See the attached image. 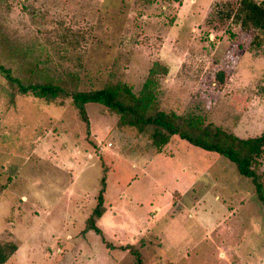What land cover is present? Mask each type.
Wrapping results in <instances>:
<instances>
[{"label":"rangeland","instance_id":"1","mask_svg":"<svg viewBox=\"0 0 264 264\" xmlns=\"http://www.w3.org/2000/svg\"><path fill=\"white\" fill-rule=\"evenodd\" d=\"M235 1L0 0V50L80 90L120 81L138 93L164 64L160 109L253 136L264 33L226 15ZM86 109L88 125L70 98L13 93L0 74V241L17 246L3 264H137L130 245L142 264H264V205L234 162L177 135L159 150L99 103ZM103 175L97 234L86 225Z\"/></svg>","mask_w":264,"mask_h":264},{"label":"trees","instance_id":"2","mask_svg":"<svg viewBox=\"0 0 264 264\" xmlns=\"http://www.w3.org/2000/svg\"><path fill=\"white\" fill-rule=\"evenodd\" d=\"M224 11L227 16L231 15L243 30L264 33V2L236 0ZM6 48L0 50V74L13 93L16 91L22 95H32L48 104L57 105H64L65 99L70 98L80 120L86 122V125L89 124L86 104L99 103L117 115L119 126L135 128L139 133H148L151 143L159 150L169 142L171 136L177 135L192 145L225 156L235 163L241 175L250 178L257 199L264 205V173L259 171L264 154V131L253 136L240 137L218 125L206 122L200 114H178L160 109L158 76L167 72L164 64L154 62L138 93L127 83L120 81L108 82L100 88L80 90L75 86L69 88L63 79L48 74L37 59L26 63L17 62L16 59L19 60L21 55L7 45ZM222 75V72L218 73L221 79ZM73 82L71 83L75 85ZM100 182L97 203L88 215L86 225L87 230L92 229L97 234H102L97 220L105 211V175L101 177ZM127 247L137 259V264H142L139 250L132 248V245ZM16 250L15 243L0 241V264L6 262Z\"/></svg>","mask_w":264,"mask_h":264}]
</instances>
